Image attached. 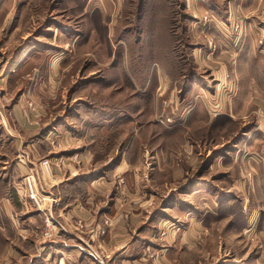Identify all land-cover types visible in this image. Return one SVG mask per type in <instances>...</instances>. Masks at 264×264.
<instances>
[{"label":"rangeland","instance_id":"rangeland-1","mask_svg":"<svg viewBox=\"0 0 264 264\" xmlns=\"http://www.w3.org/2000/svg\"><path fill=\"white\" fill-rule=\"evenodd\" d=\"M25 1L30 9L19 11ZM26 31L39 45L26 66L20 62L12 70L9 61ZM0 102V117L14 115L19 104L18 117L36 124L38 133L54 129L31 143L38 165L103 172L99 185L68 188L113 194L115 212L123 204L136 206L137 196L154 188L162 194L178 186L190 193L206 188L193 196L179 192L178 205L197 211L163 216L162 242L189 218L227 230L234 211H240V226L264 228V0H1ZM23 169L10 176L23 182L17 193L24 201L32 195L47 207L35 235L50 241L63 227L53 215L60 199L44 200L51 194L37 186L36 169ZM222 190L227 198L230 190L250 200L243 211L237 203L214 213ZM201 207L210 209L206 217ZM135 217L131 228L139 223ZM95 225L88 242L99 243L113 218L105 215ZM215 237L218 250L234 242L226 231ZM252 242L264 244L259 237Z\"/></svg>","mask_w":264,"mask_h":264},{"label":"crops","instance_id":"crops-1","mask_svg":"<svg viewBox=\"0 0 264 264\" xmlns=\"http://www.w3.org/2000/svg\"><path fill=\"white\" fill-rule=\"evenodd\" d=\"M28 3L25 1L16 8L19 11H27L30 9ZM84 6L83 10H88L87 2ZM9 24L18 28L14 19H11ZM48 28V25H43L41 30L46 32ZM22 37H24L23 43L15 48L11 57L13 60L9 61L12 70L20 62L26 66L31 61L30 50H34L35 45H39L35 43V40H40L39 37L35 39L29 31L24 32ZM12 111L14 115L5 114V117H0V157L3 159L0 161V264L73 262L75 264H264V244L258 246L252 242L253 237L264 240V228L257 227L258 225L243 227L237 224L240 211L228 213L231 225H227V230L225 227L206 228L203 224H199L200 221L196 222L189 218L190 224L187 220L184 224H179V228H170L168 237L162 239L164 242L159 240L158 223L163 216L169 219L181 218V215L185 214L192 217L197 211L194 210L193 205H187L184 209L178 205L179 192L182 191L185 196H193L203 193L206 188L205 190L196 188V192L190 193V189L187 188L179 191L178 186L174 189L169 188L166 194L154 188L153 193L149 195L146 193L138 195L136 206L130 207V203L123 204L116 209L117 212H115L113 194L112 196L94 195V193L84 195L74 190L70 192L68 187L77 189V186L81 187L89 183L99 185L106 176L103 172L97 174L99 170L95 167L90 168L85 174L75 173L76 167L70 165L69 170L68 168H50L53 179L47 178L45 167L42 166V168L33 161L32 156L35 153L31 143L35 141L34 137L39 140L43 136L42 132H51L54 129L47 127L38 133L40 129L36 128V124L28 123L25 117H18L19 104H16ZM91 118L89 120L107 121L105 117ZM34 129L37 132H34ZM24 157L27 159L26 163H23ZM28 162L36 169L35 180L39 189L53 196L57 195L61 202L53 208V215L63 227L61 226L59 235L57 234L50 241L38 239L35 235V228L43 223V212L47 207L36 203L32 195L26 196L28 200L24 201L25 199L17 193L18 188L24 187L23 182L19 184V178L10 176L11 173H16L15 171L23 174L24 165L31 169L32 166ZM154 170L157 168L154 167ZM146 186H150V183ZM200 186L205 187V185ZM226 194L222 190L221 196L218 197L220 201L213 208L214 213L226 207H233L237 203L243 211V207L250 200L248 197L237 199L230 190L229 198ZM152 200L156 203L159 200H166V204L159 209L151 208V205L147 206V203ZM164 207H167V211L163 210ZM209 211V208L201 207L200 216L206 217ZM105 215L113 218V226H110L103 238L104 242L103 240L99 243L95 240L88 242L94 232L95 223ZM115 215L116 220H119L118 223H114ZM135 216L139 223L131 228V222L136 220ZM78 219L83 220L85 224L77 225ZM205 228L210 232H207ZM131 229L134 232L132 234ZM225 231L233 236L234 242L227 244L229 246L226 250H218L215 248L214 242L218 240L215 236ZM247 242L251 243V246H248ZM242 243L245 244L244 247ZM40 245L44 248L39 249ZM231 245L234 247L232 248ZM99 247H102L106 253L100 251Z\"/></svg>","mask_w":264,"mask_h":264},{"label":"built area","instance_id":"built-area-1","mask_svg":"<svg viewBox=\"0 0 264 264\" xmlns=\"http://www.w3.org/2000/svg\"><path fill=\"white\" fill-rule=\"evenodd\" d=\"M43 199H44V200H53L54 198H52V195L45 194V195L43 196ZM49 227H50V226H48V227H47V230L45 231L46 234H50ZM68 264H69V263H68Z\"/></svg>","mask_w":264,"mask_h":264},{"label":"bare ground","instance_id":"bare-ground-1","mask_svg":"<svg viewBox=\"0 0 264 264\" xmlns=\"http://www.w3.org/2000/svg\"><path fill=\"white\" fill-rule=\"evenodd\" d=\"M44 171L46 172V175H49L51 177L50 168L44 165ZM56 181V180H55ZM49 201V200H48Z\"/></svg>","mask_w":264,"mask_h":264}]
</instances>
